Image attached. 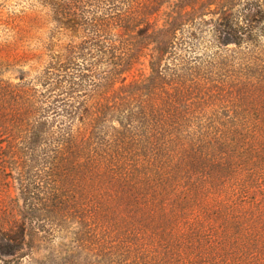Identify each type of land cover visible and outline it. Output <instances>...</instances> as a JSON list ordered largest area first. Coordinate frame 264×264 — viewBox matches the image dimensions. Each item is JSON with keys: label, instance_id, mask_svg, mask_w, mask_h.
Here are the masks:
<instances>
[{"label": "trees", "instance_id": "1", "mask_svg": "<svg viewBox=\"0 0 264 264\" xmlns=\"http://www.w3.org/2000/svg\"><path fill=\"white\" fill-rule=\"evenodd\" d=\"M43 1V67L0 70V264H264V0Z\"/></svg>", "mask_w": 264, "mask_h": 264}, {"label": "rangeland", "instance_id": "2", "mask_svg": "<svg viewBox=\"0 0 264 264\" xmlns=\"http://www.w3.org/2000/svg\"><path fill=\"white\" fill-rule=\"evenodd\" d=\"M49 13L43 0H0V70L5 79L17 82L19 70L30 71L32 76L43 67L49 52L46 46L54 26ZM62 41L64 39L59 42ZM147 72L145 61V66L136 65L133 74L138 77ZM9 192L11 197L17 194L14 189ZM232 252L230 264H233L234 257L240 264H248L252 257L250 254ZM256 256L259 259L257 252ZM202 259L210 261L213 255L205 250ZM257 264H263V261Z\"/></svg>", "mask_w": 264, "mask_h": 264}]
</instances>
